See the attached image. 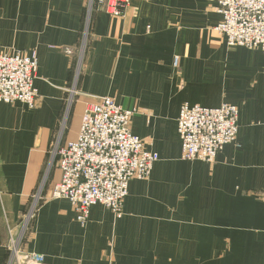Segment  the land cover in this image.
Returning <instances> with one entry per match:
<instances>
[{
  "label": "crops",
  "instance_id": "1",
  "mask_svg": "<svg viewBox=\"0 0 264 264\" xmlns=\"http://www.w3.org/2000/svg\"><path fill=\"white\" fill-rule=\"evenodd\" d=\"M216 5L129 0L118 17L98 0H0V51L35 52L38 92L34 107L0 101V264H38L32 252L39 264H264V54L227 45ZM102 96L137 109L131 131L158 159L129 181L120 217L95 204L81 225L49 197L50 150ZM183 103L238 110L236 139L212 162L181 158Z\"/></svg>",
  "mask_w": 264,
  "mask_h": 264
},
{
  "label": "built area",
  "instance_id": "2",
  "mask_svg": "<svg viewBox=\"0 0 264 264\" xmlns=\"http://www.w3.org/2000/svg\"><path fill=\"white\" fill-rule=\"evenodd\" d=\"M98 1L107 13L118 17L129 3V0ZM216 1L215 11L222 16L216 30L225 36L227 45L259 48L264 54V0ZM87 27L88 18L84 23L82 48ZM36 71L34 51H0V101H20L34 107L38 97L34 86ZM136 112V108L118 105L112 97H96L85 105L77 137L62 144L55 142L51 147L50 163L56 161L60 178L52 186L49 197L69 200L81 225L87 222L90 207L95 204L120 217L129 181L147 178L158 159V154L145 149L142 139L131 131L130 121ZM176 123L181 158L212 162L224 145L236 139L238 110L229 103L217 107L183 103ZM39 197V194L35 196L24 215L25 224L34 217ZM12 250L14 254L17 251ZM28 258L38 264L43 261L39 253H29Z\"/></svg>",
  "mask_w": 264,
  "mask_h": 264
},
{
  "label": "rangeland",
  "instance_id": "3",
  "mask_svg": "<svg viewBox=\"0 0 264 264\" xmlns=\"http://www.w3.org/2000/svg\"><path fill=\"white\" fill-rule=\"evenodd\" d=\"M26 214H27V213H26ZM28 218H29V216H28ZM28 218H27V219H28ZM30 220H31V219H30ZM29 222H30V221H29ZM29 222H28V223H29ZM26 226H27V223L25 224V222H23L21 227H22V229H24ZM9 249H10V252H11V249H17V242H16L14 245L11 244ZM11 253H12V255H13V254H14V250H12ZM18 261H19V257H18Z\"/></svg>",
  "mask_w": 264,
  "mask_h": 264
}]
</instances>
